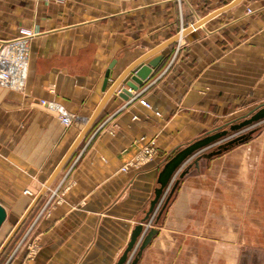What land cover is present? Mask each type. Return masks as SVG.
<instances>
[{"label":"crops","instance_id":"obj_1","mask_svg":"<svg viewBox=\"0 0 264 264\" xmlns=\"http://www.w3.org/2000/svg\"><path fill=\"white\" fill-rule=\"evenodd\" d=\"M237 1L0 0V47L38 33L25 90L0 87V204L16 224L31 209L5 264H117L154 214L145 222L166 162L264 107V0ZM193 25L144 60L152 73L124 99L134 72L123 73ZM263 140L189 167L138 264H218L217 234L233 264L226 238L234 210L248 211ZM152 141L153 158L136 164Z\"/></svg>","mask_w":264,"mask_h":264},{"label":"water","instance_id":"obj_2","mask_svg":"<svg viewBox=\"0 0 264 264\" xmlns=\"http://www.w3.org/2000/svg\"><path fill=\"white\" fill-rule=\"evenodd\" d=\"M197 26L198 25H193V26L189 27L188 29H185L181 34L177 35L172 40H170L167 43H165V44L159 46L158 48L154 49L149 54H147L145 57H143L142 59L135 62L129 69H127L123 73V75L121 76L119 82H122L132 72H134V75H132L130 78V81H128L126 83L128 88H124L122 90L121 96L124 99H128L129 97L132 96L131 92L132 91H138L139 87L143 85V82L149 78L153 69L149 65H142V63L144 62L145 59L152 56L153 54H155L157 51L161 50L165 46L170 45V44L178 41L182 36H186L187 34L192 32ZM114 65H115V63H113L110 66L108 72L106 73L105 89H106L108 80H109L110 75H111V70L113 69ZM140 65H142V66L139 69H137ZM117 85H118V83H117ZM117 85H115L112 90H115ZM261 122H264V107L259 109L250 118L245 119L241 123L231 125L229 130L219 131L217 133L207 135L206 137H204V138L190 144L186 148L180 150L171 159H169L159 174V177H158L159 187L155 191V198L151 203L150 211L146 217L145 222L150 218V214L153 213L154 210L156 209L158 203L160 202V200L164 196V193L171 186L175 176H177V174L179 172H181L183 170V168L191 160L196 158V160L194 161L193 165H191V167L192 166H199V163L202 159L211 160L212 158H214L216 156H219V155H222L223 153L228 152L229 150H231L235 146H238V145H241V144L248 142L252 138L254 132L256 131L253 129L254 126H256L257 124H259ZM90 125H91V123L88 124V127L86 128V130L84 131L82 136H84L86 134ZM248 128H252L251 131H249V133L242 134V135H240V136H238V137H236V138H234L228 142L221 143L222 142L221 140L223 138H226L231 132L237 133V132H241V131L248 129ZM216 144H217L216 149H214L213 151L208 152V153L205 152L206 150L210 149L211 147H213ZM188 172H189V169H187L186 171H183V173L180 176V179L177 180V182L175 183V186L173 187L171 194L168 197L159 218L161 217L162 213L164 212V210L169 205L170 200L173 197V195L175 194V192L177 191L181 180L187 175ZM52 180L53 179H51V181ZM47 186H49V185H47ZM30 210H28V212L25 213V215L18 221V223L13 228L12 232L7 237L6 241L4 242V244L2 245V247L0 249V256L4 252V250L6 249L8 244L15 237L16 233L18 232V230L20 229V227L22 226V224L26 220ZM7 219H8V212H7L6 208L2 204H0V230L2 229V227L5 224V222L7 221ZM143 232H144V225L143 224H140L135 228L133 235H132V238H131V241L128 245V248L126 249L125 253L120 258V260L118 261L117 264H128L130 253L132 251H134V249L136 248V246L139 242V239H140L141 235L143 234ZM158 234H159V230L157 228H153L147 234L144 235L142 242H141V245L139 247L138 254L131 264H138L144 250L154 241V239L157 237Z\"/></svg>","mask_w":264,"mask_h":264},{"label":"rangeland","instance_id":"obj_3","mask_svg":"<svg viewBox=\"0 0 264 264\" xmlns=\"http://www.w3.org/2000/svg\"><path fill=\"white\" fill-rule=\"evenodd\" d=\"M251 129L252 128H248L237 133L231 132L226 138H223L221 140L222 141L221 143L228 142L242 134L249 133ZM253 129L256 131L254 132L252 138L248 142L241 145L250 144L258 137L262 136L264 134V122L257 124L256 126H254ZM260 144L264 145V140ZM216 146L217 144L211 147L210 149L206 150L205 152L208 153L213 151L214 149H216ZM195 160L196 158L192 160L176 177V180L174 181L170 189L167 191L164 202L159 208L160 214L163 210V207L165 206L168 197L171 194L173 187L175 186V183L177 182V180L180 179V176L183 173V171H186L189 167H191V165H193ZM258 175L259 176L256 180V184L250 185L249 187L250 201L248 203L249 205L246 215L241 218L240 216L236 215L237 212L234 210V216L232 218L233 233L232 235L226 238L227 241L232 240L233 242V248L231 251L233 264H264V164L260 169ZM11 216L12 215L9 214L7 221L0 230V249L17 222L16 219H12ZM224 220H225L224 218H218V222H221L222 224ZM18 236H19V231L15 239H13L12 242L8 244V247L5 250V252L1 254L0 264H5L7 255L14 248L15 243L17 242L16 238ZM216 237L217 238L215 241H217L218 243L216 258L218 264H224L225 263L224 257L230 256V251L229 250L226 251L223 245H220V243L223 244L225 242L224 236L221 234H217ZM203 240L204 239H202V241Z\"/></svg>","mask_w":264,"mask_h":264},{"label":"built area","instance_id":"obj_4","mask_svg":"<svg viewBox=\"0 0 264 264\" xmlns=\"http://www.w3.org/2000/svg\"><path fill=\"white\" fill-rule=\"evenodd\" d=\"M57 1L64 2L65 0ZM251 12L252 11L249 10V13ZM37 35L38 33L34 31L23 30L21 32V35L16 39L2 43L0 47V87L16 92H23L25 90L29 70V46L31 41ZM39 104L46 106L50 110L56 112L61 123L66 127L71 126L76 118L73 114L67 112V110L57 102L49 103L47 101H41L39 102ZM142 104L149 106L145 101H142ZM155 150V142L152 141L150 145L143 149L142 153L137 159L136 164L148 162L153 158ZM127 168L128 167H125L123 168V170L126 171ZM177 176H175L172 184L176 180ZM170 187L168 188V190L170 189ZM165 197L166 194H164V197H162V199L158 203L157 208L154 210V214L150 221L144 225L145 231L143 232V237L152 228H154L152 223L155 221L159 208L164 202Z\"/></svg>","mask_w":264,"mask_h":264},{"label":"trees","instance_id":"obj_5","mask_svg":"<svg viewBox=\"0 0 264 264\" xmlns=\"http://www.w3.org/2000/svg\"><path fill=\"white\" fill-rule=\"evenodd\" d=\"M173 198H174V197L171 198L170 203H171V201L173 200ZM170 203H169V204H170ZM164 214H165V212L162 213L161 217L158 219V221H157V224H158V225H161V222H162V220H163V218H164Z\"/></svg>","mask_w":264,"mask_h":264}]
</instances>
